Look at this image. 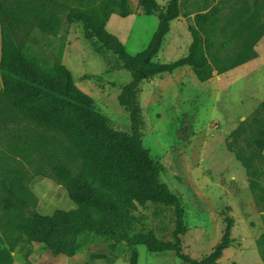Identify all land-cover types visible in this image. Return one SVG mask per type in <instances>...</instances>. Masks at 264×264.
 Returning a JSON list of instances; mask_svg holds the SVG:
<instances>
[{"label": "rangeland", "instance_id": "1", "mask_svg": "<svg viewBox=\"0 0 264 264\" xmlns=\"http://www.w3.org/2000/svg\"><path fill=\"white\" fill-rule=\"evenodd\" d=\"M105 1L108 0H91L85 10L93 17L100 16V4ZM118 1L113 2L117 5ZM156 2L165 8L169 0ZM48 5L54 12L55 27L42 28L38 18L28 14L15 37L22 53L43 69L53 71L65 48L75 50L65 55L63 63L71 71L74 83L96 101L114 125L129 132V114L117 98L130 79L129 72L110 50L96 40L84 39L82 25H72L70 32L67 12L78 6L77 0H55ZM128 8L131 14L126 17L112 13L106 29L133 55L147 45L158 18L155 13L146 14L139 0H128ZM196 8L194 0L178 1V15L170 21L155 56L157 61H174L188 53V27L194 23L191 12ZM255 49L257 57L221 74L213 71L205 81H199L189 66H182L143 81L138 92L144 122L142 140L150 155L163 166L161 180L181 198L187 231L180 237V247L193 258L210 253L229 225V245L219 261L264 264V157L249 148L243 138L233 140L230 136L243 121L264 116V35ZM84 75L96 77L83 79ZM7 126L3 129L0 125V154L4 155L11 146H24L23 141L11 138L16 133L24 138L23 133L14 131L11 123ZM43 150L29 151L24 157L0 158V226L17 220L4 207L8 183L19 192L22 187L30 189L29 182L42 176V171L53 175ZM63 162L77 173V160L64 155ZM35 206L27 207L25 214L33 215ZM130 218V233L152 232L159 239L172 240V206L146 201L130 211ZM10 230L11 236L18 234L17 230ZM21 236L13 246L18 260L33 251L29 237ZM79 242V252L70 257L68 264H130L134 251L136 264H188L171 250L150 252L142 244L119 242L112 249L108 241L94 233L83 234ZM3 248L0 247V264L7 262ZM35 252L41 253L42 249ZM29 262L34 264L33 259Z\"/></svg>", "mask_w": 264, "mask_h": 264}, {"label": "trees", "instance_id": "2", "mask_svg": "<svg viewBox=\"0 0 264 264\" xmlns=\"http://www.w3.org/2000/svg\"><path fill=\"white\" fill-rule=\"evenodd\" d=\"M52 1L55 0L0 2V125L8 129L11 123L14 131L24 135L22 138L19 133L12 134L11 138L23 141L24 146H11L8 154H0V158L24 157L29 151L44 149L53 175L45 171L41 175L62 183L75 207L56 209L50 215L35 212L28 216L25 209L36 204L34 193L25 187L17 192L8 183L4 207L17 220L0 226L4 243L13 251L21 235H27L31 246L38 243L52 254L67 258L79 250L81 234L94 233L111 242L112 249L119 242L142 244L150 252L171 250L188 264H224L219 258L229 245V225L207 255L193 258L181 250L180 237L187 231L183 205L180 196L161 180L163 166L143 143L138 92L143 81L185 65L199 81H205L213 71L221 74L257 57L255 46L264 35V0H194L197 8L191 12L194 23L188 27V53L170 62L157 61L155 56L170 21L178 15L179 0H169L165 8L156 0H139L146 14L158 11V22L147 45L133 55L106 29L112 13L121 17L131 14L128 0H119L117 5L114 0L101 3V14L95 17L85 10L91 0H77L78 6L68 10L67 19L81 21L83 37L110 50L130 74L117 96L129 114V132L114 125L96 101L77 87L61 56L55 69L48 71L22 53L15 41L16 32L26 23L28 14L38 18L39 26L52 30L56 25L48 5ZM94 48L98 51V47ZM93 77L96 76L84 75L83 79ZM261 106L264 110V100ZM230 136L233 140L243 138L249 148L264 157V116L243 121ZM64 155L79 162L76 174L63 162ZM235 155L239 158L238 152ZM146 201L173 207L171 241L159 239L152 232L130 233V211ZM10 229L18 234L11 236ZM28 255L26 252L25 258ZM136 259L134 251L130 264H136Z\"/></svg>", "mask_w": 264, "mask_h": 264}, {"label": "crops", "instance_id": "3", "mask_svg": "<svg viewBox=\"0 0 264 264\" xmlns=\"http://www.w3.org/2000/svg\"><path fill=\"white\" fill-rule=\"evenodd\" d=\"M1 1L2 0H0V2ZM78 24L80 25V27L82 25L83 28V24L81 21H73L71 22L70 25V29H69L70 32L72 30V25H78ZM1 32L2 29L0 27V46H1ZM70 51L74 52L75 50L68 51V48H65L63 50V52L61 53L62 63H64L65 61V55ZM1 87H2V80L0 74V89ZM29 187L36 197V204H35L36 206L35 208H33L36 213L42 215H50L56 209L68 210V209H73L75 207V203L69 197L65 186L62 183H60L57 179L53 178L52 176L36 177L29 182ZM83 234H81L80 236H82ZM0 247H4L3 248L4 251L7 252L6 254L7 262H5L4 264H31L29 260L32 259L34 260V264H68V260L70 259V257L64 258L61 255L52 254L49 250L45 249L41 244L36 243L31 246L33 251H31L26 258L24 259L20 258V260H18L14 251H11L6 246L3 237L1 235H0ZM38 248L39 249L41 248L42 252L36 254L35 251L38 250ZM78 252L79 251H77V253ZM76 254L71 257L72 258L75 257Z\"/></svg>", "mask_w": 264, "mask_h": 264}, {"label": "water", "instance_id": "4", "mask_svg": "<svg viewBox=\"0 0 264 264\" xmlns=\"http://www.w3.org/2000/svg\"><path fill=\"white\" fill-rule=\"evenodd\" d=\"M155 14H158V11H155Z\"/></svg>", "mask_w": 264, "mask_h": 264}]
</instances>
